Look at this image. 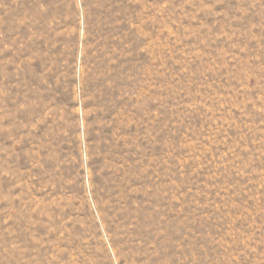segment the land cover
Segmentation results:
<instances>
[{"label":"rangeland","instance_id":"374dc122","mask_svg":"<svg viewBox=\"0 0 264 264\" xmlns=\"http://www.w3.org/2000/svg\"><path fill=\"white\" fill-rule=\"evenodd\" d=\"M0 264H264V0H0Z\"/></svg>","mask_w":264,"mask_h":264}]
</instances>
